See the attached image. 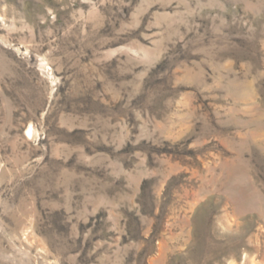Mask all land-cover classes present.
I'll list each match as a JSON object with an SVG mask.
<instances>
[{"label": "rangeland", "instance_id": "obj_1", "mask_svg": "<svg viewBox=\"0 0 264 264\" xmlns=\"http://www.w3.org/2000/svg\"><path fill=\"white\" fill-rule=\"evenodd\" d=\"M0 264H264V0H0Z\"/></svg>", "mask_w": 264, "mask_h": 264}]
</instances>
